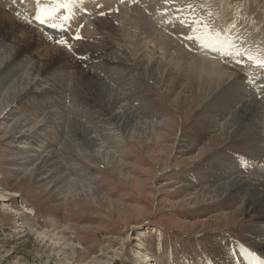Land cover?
I'll return each instance as SVG.
<instances>
[{"label":"rangeland","instance_id":"rangeland-1","mask_svg":"<svg viewBox=\"0 0 264 264\" xmlns=\"http://www.w3.org/2000/svg\"><path fill=\"white\" fill-rule=\"evenodd\" d=\"M1 6L0 2V10ZM178 6V19L183 23L165 30L178 44L187 47L182 31L198 29L195 40L201 52L197 53L203 56L204 41L209 39L205 36H217L222 28L232 25L235 41L239 33L244 34V40L238 42L242 51L252 49L241 61L243 65L251 62L250 54L258 56L263 50L264 0H189ZM11 15L48 36L44 47H31L36 61L47 63L41 77L47 71L64 69L73 73V84L70 81L72 90L62 95L65 99L60 107L70 117L60 120L63 135L47 133L52 126L46 131L39 130L40 126L33 133L35 122L17 133H7L32 111L17 107L13 116H5L19 104L14 102L0 113V264H152L136 253L140 242L157 264H209L210 260L213 264H264V219L257 220L256 213L248 215L243 208L247 198L251 199L250 190L240 189L211 202L213 191H206L237 176L249 186L255 182L252 178L264 180V68L242 70L230 60L212 56L211 60L220 59L230 67L228 72L233 76L214 92L209 89L211 94L200 96L182 92L181 80L161 71L159 50L155 55L159 65L154 67L159 70L155 73L145 58L153 53L152 44L135 60L130 50L123 48L120 56L129 65L116 68L109 61L104 72L97 70L110 88L105 86L109 91L103 93L89 90L86 86L90 84L80 81L78 72H90L87 60L94 58V46L81 44L85 43L81 28L74 43H58L45 32L52 34L54 28L39 27L32 13H24L22 19ZM11 27L13 35L0 31V52L16 45L23 35L21 26ZM19 44L21 58L30 49L26 51L23 41ZM53 46L62 50L55 51ZM64 53L74 57L73 64L60 60L50 65L52 54ZM12 59L4 67L11 65ZM28 67L29 62L18 65L6 85L26 74ZM53 85L58 87L56 83L47 87ZM37 101L33 98L29 104ZM246 105H250L249 113L241 110ZM123 115L135 119H121ZM71 121L78 122L89 133L88 138L94 137V144L86 136L64 134L73 129ZM143 124L151 131L138 133ZM49 140L52 145L46 149ZM21 144L28 147H17ZM50 152L58 160V173L51 179L36 172L38 161H33ZM262 184L255 186L263 190ZM89 190L101 196L94 194V199ZM202 190L204 195L198 198ZM37 232L55 234L60 240ZM130 234L135 237L126 241Z\"/></svg>","mask_w":264,"mask_h":264},{"label":"bare ground","instance_id":"bare-ground-1","mask_svg":"<svg viewBox=\"0 0 264 264\" xmlns=\"http://www.w3.org/2000/svg\"><path fill=\"white\" fill-rule=\"evenodd\" d=\"M187 1L189 0H168V2H166V0H72L68 8L58 9V11L56 12V15L58 18L55 19L54 22L57 25L62 24L63 25L62 29H65V31H67L66 35L62 36V34H59V36L56 35V38L60 40H64V38H66L67 40L70 39V41L75 40L73 39V37H71L72 35H71L70 30H72L73 35H75V34H79V28L82 29L80 33L83 34L81 36L83 37L82 40L85 43H81V44H85V47L87 46V48L94 46L93 49L90 48L94 51V53L92 54L94 58H93V61H91V59L87 60L89 70H91L90 72H86L85 70H81L80 72H78L80 75V81H83V80L87 81V83L90 84L89 86H86L89 90H91L92 88H95L97 91H100L103 93L109 91L108 89L110 88H109V85L106 84L105 81H103V79L100 78V76L98 75V73L100 72L97 70L104 72V70L106 69L105 65L109 61H111V63H113L112 65H114V67L116 68L125 67V64H128L127 63L128 60L126 59L127 60L126 61L123 57L120 56V53L123 50V48H125L126 50H130L134 58L138 56V54H140L142 50L148 51L149 44H152L154 49L153 51L152 50L151 51L153 53L146 54L147 57L145 58L148 59L147 62L149 64L151 63V65L153 66L152 68L155 70V73L156 72L158 73V70H159L158 68H154L157 65H159V63H156V57H155V55L158 53L157 50H159L161 54L159 53L158 56H159V59L161 60L160 63L162 62L161 71H163L164 73L168 72L169 76L172 74V75H175L176 78H179V81L181 80L180 82L182 83V92L183 90H187L189 92L193 91V92H197L200 96L207 94L209 92V89H212L213 91L214 89H218L220 86L225 85V83L228 82L233 76V73L230 74L228 72V69L230 67L222 64L221 63L222 61L220 62V59L211 60V59H214V58H211L212 56L222 58V60L223 59L230 60L232 61V63L240 66L242 70L246 69V67L248 68L247 70H251V69L254 70V66L256 67L260 66L259 68L261 69L264 68V48H262L263 50H260L258 56H253L250 54L251 57H249L248 60L251 62L249 64L246 63L245 65H243L241 63V61L245 60L244 58L248 56V54L250 53L252 49L250 47H247L244 51H242L241 47L238 45V42H241L244 40L242 39L244 34L239 33L238 34L239 39L241 38L242 40L238 39V41H235L234 38L236 37V33L234 29L232 30L230 28L232 25L231 26L229 25V27H226V29L224 28L225 30H223V28L221 31L219 30L220 34L217 33V36H214L215 34L213 36L211 34H210L211 36H207V35L205 36V37H208L209 39L208 40L203 39V41L205 40L204 44H207L205 51H203L201 48L202 52L205 53V55L203 56L198 54L201 51H200V48H198V43L195 40L196 30L198 29L189 30L187 33H186L187 30L185 32L182 31L184 33L182 34L184 35L183 37H185V41H186L188 48L186 46H183L182 44H178L174 36L168 34L165 30L171 29L172 26H174L175 28H178L181 25V21L178 19V12H179L178 3L180 2L183 4L184 2H187ZM0 2L2 4L1 6L2 10H0L1 11L0 13L1 33L2 32L4 33L5 31L7 35L9 34L13 35V31L15 29L11 27L12 25H17V26L19 25L24 29V31L21 32L23 35L20 37L16 45L12 47H6L4 48V50L0 52V72L4 71L3 72L4 75L0 77V103H1L0 113L5 111L10 105H13L14 102L15 103L18 102L19 104L17 106L13 105L11 110H7L5 116L7 117L13 116L16 113L15 108L17 107L23 108V109L28 108L29 109L28 111H32L29 115L19 118L15 122V125L10 127L7 133H12V134L13 132L17 133L16 130H19V128H25L30 123L35 122L34 125L31 126V128L34 129L33 133H37L39 129L38 127L40 126L41 127L39 130L41 131L42 130L46 131V129H49L48 127L52 126L54 128L53 129L51 128V130L49 129L48 131H46L47 133H51L50 135L52 137H54L53 136L54 134L58 135L59 133L60 135L61 134L63 135V132H62L63 129H62L60 120L62 121V119L64 118L68 120V118L70 117L68 116V114H66L67 112L65 113L62 110V107L60 106H62V103H64V99H65L62 95L65 96L69 92V90H72L70 88L71 86L70 81L72 80L71 77L73 73L71 71H64V69L63 70L54 69V71L53 70L47 71L46 76L41 77L43 72L46 71L45 64L47 63L46 62L38 63L35 57H33V51L31 50V47L33 45L37 46L36 48L44 47L45 45L49 43L48 42L49 40L47 38L48 36H45L43 32L39 31L36 27H32L28 23L19 22L15 20L11 15V13L15 14V12H18L19 7L25 12L32 13V15L34 16L37 15L38 0H0ZM49 4H50V0H39V10L43 11L44 9L48 8V10L50 11L51 9L49 8ZM101 13H103V15H101ZM65 16L68 17L69 19H63V17ZM7 17L10 18L9 21H3L7 19ZM178 23H180V25L176 26V24ZM44 25H48V24H44ZM44 25H41L39 23V27H41L42 29ZM235 26L238 27L239 25H235ZM45 28H47V26ZM47 29H52V27L47 28ZM211 29L214 30L213 28ZM45 32H48L47 34L50 35V37L52 38L53 33L50 34L49 31L47 30ZM198 33H199L198 38H201L200 32ZM188 36L193 37V39H187L186 37ZM21 41H23L24 44H26L27 46L26 51L29 49L30 51H27L28 54L23 55L24 57L20 58L22 47L20 46L19 43H21ZM98 44H100L99 48H97ZM246 46H249V45L246 44ZM53 50L56 51V50H62V49L60 47L53 46ZM81 52L84 53V51H81ZM12 56H13V59L11 58ZM51 56H52L50 58L51 60H49L51 66L53 64H56V62L60 60H65L66 62H69V63L72 62V64L74 63L73 62L74 57L71 58L72 56L69 54L67 55L66 53L60 56H57V55L53 56V54ZM11 59L14 60V62L11 63V65L10 63H8L4 67V65L7 62L11 61ZM135 59L136 58H134V60ZM25 62H29L30 64V67H28L29 70L27 71V73L21 74L18 78L14 80L12 79L13 81L9 85H6L9 76L14 75V73H16V71L18 70V65L23 66ZM145 62L146 61L142 63H145ZM106 66L108 67V65ZM109 79H111V77ZM184 82L185 83L188 82L187 83L188 85L186 86ZM48 83L49 84L56 83L58 87L55 88L54 85L52 87H47ZM105 86H107L108 89L107 87L105 89ZM25 92L27 93L23 95ZM48 93L49 95L50 93H55L57 96H55V98L54 97L52 98L50 96L47 97L46 95ZM60 93H63V94H60ZM33 98H36L38 101L31 102V104H29V102L32 101ZM56 106H59V107L56 108ZM243 107L244 108L241 109L243 110V112L244 110L247 113L250 112L249 111L250 105L249 106L246 105ZM46 109H49V111H47ZM255 110L257 109L255 108ZM125 116L126 118H129V119L134 118V117H131L130 115H123L121 119L124 118ZM69 123L71 124L70 126H72L71 128L73 129H71V132H69V130L64 131V134H66V132L68 134L71 133V136L73 137L74 133H77L79 137L81 135L82 137L83 136L84 137L86 136L87 138L89 137V133L86 132L78 122L71 121ZM137 130H138V133L140 134L141 132L146 133L148 132V130H150V127L148 125L146 126L143 124V126H140ZM21 137L23 139L26 138L23 135ZM51 141L50 140L48 141L46 145V149H48L52 145ZM88 141L91 144H94L95 138L94 137L88 138ZM17 147L20 148V147H28V146L21 144L20 146H17ZM33 161L35 162L38 161L36 163L35 171L42 173V175L47 174V177L49 179L53 178L58 173V160L54 152H50L45 156L38 155L37 157L33 159ZM241 180L242 179L237 176L234 179H232L229 183L224 182L223 185L219 187L206 189V191L208 192L211 190L213 191V195L211 197L208 196L210 199V202L217 201L228 193L231 194L240 189L243 191L245 189H249L250 190L249 195L251 196V199L250 197L247 198L248 201L246 200L245 206L243 205L244 206L243 208L245 209V212L248 215L256 213L257 220L259 218L264 219V187H263V190H259V187L255 186L256 184H259V183L263 185L262 183H264V180L260 179V181L258 182L257 178H252L251 180H255L253 186H249V184L243 183L241 182ZM254 186H255V189H254ZM204 191L205 190L198 192L197 197L198 198L202 197L204 195ZM89 193H93L94 199L97 198L96 195L94 197V194H98L97 196H101L100 193L94 192L93 190H89ZM0 195L3 196L2 194ZM106 202L108 203L110 201L106 200ZM20 220H22V223H24L23 217L20 216ZM37 233L38 235L43 236V237L48 236L54 240L56 239L60 240L59 238H56L54 236L55 234L50 235V234L41 233V232H37ZM134 237H135L134 235L130 234L129 237L126 239V241L131 240ZM63 252L66 253L67 250L64 249ZM136 253H139L142 256V259H146L145 261L151 260L152 264H157L155 263L156 259L150 254V250H148L146 246H143L141 242L138 244L136 248ZM209 264H213L212 260H210Z\"/></svg>","mask_w":264,"mask_h":264},{"label":"snow or ice","instance_id":"snow-or-ice-1","mask_svg":"<svg viewBox=\"0 0 264 264\" xmlns=\"http://www.w3.org/2000/svg\"><path fill=\"white\" fill-rule=\"evenodd\" d=\"M72 0H50L49 8L51 9L50 11L48 8L44 9L43 11L39 10V0H38V12L37 15L35 16V19L37 22H39L41 25L48 24L52 28H63V25H57L56 23H53L55 19H57L56 12L58 9H65L68 8ZM168 2V0H166ZM103 15V13H101ZM63 19H69L68 17H63ZM183 23V22H181ZM193 23H196L195 21ZM80 37H77L79 39ZM187 39H193V37H186ZM58 43H67L66 41L61 42L57 41Z\"/></svg>","mask_w":264,"mask_h":264}]
</instances>
